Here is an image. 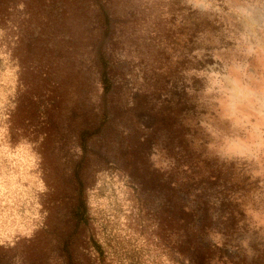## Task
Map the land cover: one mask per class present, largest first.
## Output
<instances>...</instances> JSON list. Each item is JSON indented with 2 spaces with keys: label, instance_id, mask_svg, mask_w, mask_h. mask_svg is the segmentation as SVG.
<instances>
[{
  "label": "rangeland",
  "instance_id": "obj_1",
  "mask_svg": "<svg viewBox=\"0 0 264 264\" xmlns=\"http://www.w3.org/2000/svg\"><path fill=\"white\" fill-rule=\"evenodd\" d=\"M46 3L32 20L38 49L26 54L19 28L17 65L0 46V243L17 240L15 264H67L65 248L81 264H102L89 246L90 231L74 227L72 212L82 191L77 175L82 174L88 177L83 188L91 211L110 216L114 245L133 256L124 263L116 252L106 264H179L157 247L162 239L153 234V212L161 202L150 196L152 211H139L136 191L120 165L128 138L149 137L157 125L153 118L162 106L176 109L183 86L186 122L196 128L200 121L198 141H204L205 154L234 161L250 183L245 194L237 193L244 213L239 229L223 234L226 218L218 221L215 215L217 229L197 240L223 246L209 264H264V0H117L116 107L112 127L89 139L87 153L81 136L87 117L102 121L99 75L80 26L68 19L55 24L52 0ZM21 9L17 6V19ZM196 11L219 21L200 49L192 37ZM198 53L214 60L199 72L204 83L199 101ZM16 89L15 142L8 136L7 113ZM166 135L160 129L157 141ZM151 150L152 162L167 167L161 146ZM176 239L174 233L171 241Z\"/></svg>",
  "mask_w": 264,
  "mask_h": 264
},
{
  "label": "trees",
  "instance_id": "obj_2",
  "mask_svg": "<svg viewBox=\"0 0 264 264\" xmlns=\"http://www.w3.org/2000/svg\"><path fill=\"white\" fill-rule=\"evenodd\" d=\"M57 2L60 3L57 4ZM45 5H48L46 0H0V46L10 53V58L16 65L17 28L20 29L19 42L28 47L26 54L32 52L31 48L38 49L37 43L40 37L33 33L32 20L37 14L36 9ZM50 5L56 11V14L52 15V21L55 24L60 23L61 25L68 19L69 25L77 24L82 29V39L90 56L91 66L99 75L102 86L103 95L100 105L102 121L95 124L94 117H87L86 127L81 134L83 149L87 153L89 139L112 127V116L116 107L112 97L119 87L116 86L119 63L115 36L118 17L115 9L117 0H52ZM17 6L22 7L19 19H17ZM194 19L192 37L197 48L200 49L204 41L203 37L212 35L217 30L219 21L203 16L197 11ZM206 50L209 51L208 48ZM194 58V68L197 71L194 83L197 91L196 98L199 101L198 92L204 85L203 77L199 72L214 60L209 53L203 55L198 53ZM181 93V99L176 103L175 110L162 106L158 113L160 116L153 118V123L157 122L155 129L153 125H146L153 128L149 137L145 139L128 138V144L125 147L126 155L120 167L122 171H125L136 191V207L139 211H145L147 214L152 211L147 203L150 196L157 197L161 202L158 204L160 210L153 212L155 216L153 222L155 220L157 222L153 234L159 235L162 239V243H158L157 247L179 264H209L214 250L216 248L221 250L223 246H218L216 243H201L197 237L217 229L215 215L218 221L223 217L226 218V222H222L225 231L223 234L228 235L239 229L238 221L242 219L239 215L244 213L239 210L237 193L245 194L250 183L247 184V178L241 177L234 161H222L205 154V150L201 148L204 141H198L202 140V135L199 133L202 129L200 121H197L196 128L189 126L186 122L188 108L184 86ZM10 103L7 113L8 136L11 141L16 142L17 89ZM199 107V104L194 105L197 115L200 114ZM148 108L152 110L151 107ZM163 128L167 135L159 143L156 134ZM156 144L163 149L165 158L168 160L167 167H158L150 159L151 149ZM89 159L90 157L85 154V162ZM77 177L82 191L72 212L74 227L90 231L87 236L89 246L98 253L102 264H106L105 260L108 256H115L117 253H120L121 262H128L132 259V254L120 250L113 243L115 239L112 238L110 216L97 217L84 197L86 188L83 186L88 180L87 175L82 174ZM145 193H148V196H145ZM216 205H220L218 209ZM218 211L220 213H217ZM141 226L143 228L145 225L141 224ZM218 229L220 230L221 227ZM179 232L182 234L179 235ZM174 233L177 239L171 241ZM65 250L68 258L67 264H81L69 248ZM174 255H178V259H175ZM187 255H190L189 263H186ZM16 256L17 240L0 243V264H15Z\"/></svg>",
  "mask_w": 264,
  "mask_h": 264
}]
</instances>
